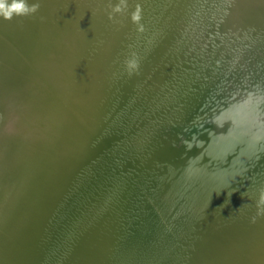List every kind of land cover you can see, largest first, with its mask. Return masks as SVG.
Wrapping results in <instances>:
<instances>
[{"label": "water", "instance_id": "1", "mask_svg": "<svg viewBox=\"0 0 264 264\" xmlns=\"http://www.w3.org/2000/svg\"><path fill=\"white\" fill-rule=\"evenodd\" d=\"M37 1L44 3L42 11L44 17L39 23L47 31L45 38L62 40L60 44H56V47L67 48L68 51L65 52H69L68 55L72 54L71 59L75 56L78 59L70 62L68 68L60 66L63 68L61 70H64L62 72L65 77L62 79L63 83L58 86L63 92L57 89L55 92L65 101L64 109L68 110L65 114H60L58 121L49 119L48 114L45 118L42 109L36 107V111H33V107L37 104H34L35 100L32 98L37 99L41 96L36 93L35 87L36 92H32L24 77H16L15 82L12 83V92L6 94L1 90L6 88L7 82L0 76V153L3 147L9 146L8 152L11 154L4 160L0 159V184L5 182L11 185L15 198L11 192L9 202L16 200L12 208H5L6 212L2 216L0 264H15L16 260L19 261L21 252L8 250L7 239L12 235L10 231L12 228L15 227V231L22 230L20 223L15 220L18 208L16 210L13 207L18 201L25 200L28 193L26 181L32 183L33 180L29 177L33 171L38 170L37 165H42L44 153L40 155L39 152L47 150L46 144L50 137L52 148L56 146L54 142H57L59 136L66 139V129L72 133V137L78 136L82 131V134H87L83 128L77 131L71 124L75 118L74 114L85 120L82 113L87 112L74 99L77 95L98 111L94 115L97 123L92 124L97 130L92 129L93 126L87 123L91 136L90 143L86 146L90 155L86 164L90 162L91 165L70 164L64 174L66 176L63 183L66 179V185L63 189L70 191L77 186L78 180L85 177L87 179L85 182L90 184L91 188L86 192L90 194L81 204L87 208V211L84 217L77 216L72 222L69 221V224L60 222V225H54V229L50 231L51 241L43 230L45 243L38 244L42 247L37 251L39 259L22 264H264V204L260 203L261 193L264 192V161L256 165L257 160L260 159L259 154L257 156L252 154L243 142L242 145H236L234 142L231 145L219 139V142H215L217 149L215 157L205 162L196 158L192 163V166L195 163L190 167V170L194 171L192 183L186 181L176 185L175 179L178 178L180 169H174L177 171L173 177L175 173L164 166L166 164L175 167L180 163L175 156L166 159V152L172 150L173 141L167 142L163 147H157L158 144L153 145L155 144L153 142L157 141L155 136H160L161 129L158 123L150 122L151 117L149 118L145 111L148 105L140 100V97L148 99L153 93L159 82L156 79L158 76L163 77L168 85V80L173 81L175 85L177 84V89H185L188 92L195 90L194 85H187L186 80L196 77V72L193 73L195 65L203 61L202 58L207 60L209 56L200 51L198 42L191 38L184 24L194 28L197 25L208 34L206 41L208 39L209 43L221 45L224 53L231 57V66L239 73L238 80L234 81L237 88L234 97L240 95L238 91L242 99L250 94L256 97L252 101L233 102L234 104L230 106L231 110L237 105L239 107L234 113L231 112L233 115L230 117H224L226 115L224 114L214 118L211 125L213 132L208 134L206 139H210L211 135H220L224 131L240 126L251 127L252 130L258 127L260 133H251V129L248 128V135L252 141L258 135L264 139L262 128L264 125V34L262 33L264 13L258 7L261 1L203 0L202 8L200 9L196 4L192 12V5L188 0L190 11L189 16H186L189 19L187 21L185 18L177 21L179 18L176 17V8L164 9L153 15L154 12L151 13V9L145 10L144 6L142 8L144 20L141 16L140 21L144 30L139 31V26L135 23L128 34H123L125 28H129L132 24L128 1L125 10L114 13L113 19H109V14L120 0H36L35 3ZM183 2L180 5H183ZM137 6L138 4L132 3L131 7ZM182 8L185 9V6H181ZM45 13L48 14L46 19ZM156 18L160 23L147 30L146 28L150 27L147 25L148 22ZM8 21L20 31L28 33L30 37L29 18L14 15ZM158 25L160 28L157 30L158 35L155 36L154 32ZM0 34V42L4 46L8 45L2 37L9 40L11 50H13L12 45L17 48L16 44L11 43L15 41L6 30L0 28ZM130 34L133 38L128 37ZM69 35H74L80 46L63 45L67 43L66 37ZM173 35L182 37L178 40V44L186 41L191 42L192 45L184 55L176 54L182 55V59L177 61L179 64L174 61L170 63L171 55H175V51L169 48L174 39ZM147 40L150 41L149 50L155 54L153 62L157 66L161 60L164 66L161 74H154L155 71L152 74L146 73L148 76L142 74L144 82L151 78L148 91L143 89L141 79H137L140 75L137 69L130 72L129 69L124 68L127 60L131 57L137 59V56L146 51L147 45L143 41ZM32 45L35 46L33 42ZM81 50L87 55L82 66L79 67V55L83 52ZM28 53L32 51L28 50ZM145 60L149 65L146 57ZM1 63L2 59L0 68H2ZM5 64L10 63L5 62ZM33 66L36 68L35 65ZM45 66V71L49 72ZM180 66H182L181 75L178 74ZM258 66L260 69H257ZM14 69L19 68L14 65ZM42 75L44 76L43 73ZM53 75L51 74L52 77ZM77 78L80 79L79 82H75ZM24 90L28 94L27 100L22 96ZM71 92H75L74 98L69 97ZM183 92L184 90L178 93L181 95ZM156 94L159 101L161 98L167 102L172 99L174 93L170 91L161 93L163 97L157 92ZM121 95L124 98L122 106L119 104ZM187 103L191 105L190 102ZM43 107L47 106L43 103ZM184 107L183 112L187 111V108L188 111L193 108L187 105ZM70 109L74 114H71ZM109 109L112 111L114 109L112 114L103 117L102 112L106 110L109 112ZM237 111H243V117L246 119L238 117L235 114ZM60 123L65 124L64 127ZM113 123L117 126L116 129L112 127ZM51 126L55 129L52 130ZM108 126H111L110 131L107 135L103 134V137L101 130ZM105 136L106 140H104ZM78 138L75 141H78ZM69 139L71 138H68V141ZM72 141L71 139V143ZM259 143L264 146V140ZM150 145L152 146L149 148ZM66 152L67 150L65 154ZM235 153L240 156L237 163H235ZM262 153L264 155V152ZM100 156L106 157V160L102 161L103 157ZM117 156L122 157L119 163L116 162L119 160ZM246 158H249L248 162ZM253 159L252 166L258 167V173L249 179L251 176L249 163ZM130 160L133 161L132 166L121 172L120 169L127 166V161ZM66 163L69 164L67 159ZM206 167L215 172L210 176L213 178L203 177ZM148 184L154 185L155 191L149 190ZM159 194L168 204L178 202L174 204L177 209L172 207L168 215L170 217L167 216L170 220L185 219V225H179L181 249L179 252H172L167 246L160 250L161 246L150 244L145 251L139 246L135 251L133 241L128 240L129 235L157 232L166 227V225L164 227L158 225L148 211L152 206L155 207L154 196L159 198ZM71 212V209L68 210V214ZM140 221L146 226L139 225ZM185 255H188L189 259Z\"/></svg>", "mask_w": 264, "mask_h": 264}, {"label": "bare ground", "instance_id": "2", "mask_svg": "<svg viewBox=\"0 0 264 264\" xmlns=\"http://www.w3.org/2000/svg\"><path fill=\"white\" fill-rule=\"evenodd\" d=\"M35 1L36 0H27L29 4H33L35 3ZM127 1L130 3L128 5V10H130L131 16L132 13L137 8V7H131L132 3H134V5L138 4V6L140 7L141 16H143L144 9L142 8L144 6H145V10L151 9V13L154 12L152 13L153 15L155 13H159L164 9L172 10L176 8V17L179 18L177 19V21L183 20L184 18L187 21L189 20L186 16H189L190 2L192 5L191 10L192 12H194L196 4L199 6L200 9L202 8L203 0H190V2L188 0H127ZM182 1H184L183 5H180ZM260 1L261 3L258 4V7L264 13V0H260ZM37 3H39L40 7L35 14L22 16L23 18L30 19L31 25L28 29L30 33V37L28 33L20 31L17 28V26L11 24L7 19H4L2 16H0V28L2 30H6L11 35L13 41H15L11 43L16 44L17 46V48H15L12 45L13 50H11L10 49L11 44L9 40L2 38V40L7 43L8 45L7 47L0 42V51H2L0 53V57L2 59V63H1L2 68H0V76L2 80L7 82L5 86L6 88H3L1 91L2 93L9 94L10 92H12V88H11L13 85L12 83L15 82L16 77H21V78L24 77L27 80V83L30 85L29 87H31V89L33 90L32 92H34L36 89L37 92L36 91L35 92L40 94L41 96V97H37V99L32 98L33 100H35L34 104L35 103L37 104L36 106L33 107L34 108L33 111H36V107H37L38 109H42L45 118H47V114H48L49 119L53 118L54 120L58 121L60 114H65L68 109H64V106L66 104L65 101H63L62 97L59 95V93H58L59 97H55L50 92L41 91L39 89L43 86L44 83L41 79H39V75L42 74V71L40 73H37L39 70H37V68L33 66L35 65L37 67L40 64L39 60L41 58L36 55L37 48H41L44 50V54L50 60L49 61L50 63L62 61L63 62L62 67L68 68L70 66L69 63L72 62L73 60H77L78 58L77 56H75L74 58L72 57L71 59L70 56H72V54L68 55L69 52L68 53L65 52V50L68 51V49L65 47L61 49L63 53H60V51L57 50L56 44H60L61 43L60 41L62 40H59L58 38H55L54 40L45 38V33H44L45 28H43L42 24L39 23L40 19L44 17L43 16L44 14L42 15L44 3L43 1H39V2L37 1ZM150 6H152L153 8H151ZM181 6H185V9L182 8L183 9L182 10ZM47 15L48 14L45 15V19ZM142 18L144 20V16ZM157 18L155 20L152 19V21L148 22L147 25H149L150 27L146 28L147 30L150 29L152 26L160 23V21H158ZM177 21L175 22L177 23ZM133 24L135 23L132 21V24H130L129 28H125L126 31L124 32L122 31L123 34L130 33ZM159 28H160L159 25L158 27L156 26L154 32L155 36L158 35L157 30ZM184 28H186V30L190 33L191 38L195 39L198 42L197 45H199L200 51H202L203 53L209 56L207 57L208 58L207 60L205 58H202L203 61L195 65L194 67L195 70H193L194 71L193 73L196 72V77L186 80L187 85L189 86L194 85L193 87L195 88V90H193V92H188L185 89H179V88L177 89L176 87L177 84L175 85L173 81L168 80L167 82L169 83L168 85L166 84L165 80L162 79L163 77L158 76L157 78L154 77L158 79L159 81L158 85L154 88L153 93L149 95L148 99L147 98L143 99L142 97H140V100L144 101L146 105H148V109L145 108V111L147 113V116H149V118L151 117L150 122L158 123L161 129L159 133L160 136H155L157 141L153 142L155 143L153 145L158 144L156 145L157 147H163L167 145V142L173 141V146L171 148L172 150H170V152L167 151L166 156L169 157L175 156L176 158H178V161L180 163L175 167L172 166L169 167L166 164H164V166L167 167L168 170H171L173 173H175L173 177L176 175V171H177L174 169L175 168L180 169L178 178L175 179L176 185L181 183H186V181L192 183V176L194 172L193 170H190L192 163L195 161L196 158H199V161L205 162V161H210L212 157H215L217 151L215 147V142H217L219 139H222L224 142H228L231 145L233 144V142L236 145H242L244 143L246 148L250 150L252 154L254 153L255 156L259 154L260 159L257 160L256 162L258 163V165H260V163L264 161V156L262 155V151H261V149L264 148V146H261L259 143V141L264 139H262V137L258 135L256 139L252 141L250 139V135H248L249 132L247 131V129L249 128L251 129V133H255V132L260 133L258 127H256L255 130L254 128L252 130L251 127L247 128L240 126L242 127V129L236 127L235 129L224 131V133H220V135H216V134L211 135L210 139H206L208 138V134H212L213 132L211 125L213 123L214 118L216 117L218 118L220 115H224V114H226L224 115V117H230V115H233L237 107H239V105H237L231 110L232 107L230 106H232L235 102L252 101L256 99V97L253 96V94H250L245 99H242L241 93H239L240 91H238V94L240 95L234 97V92L237 90L234 81H236V79L238 80L239 73L236 70H234L233 67L231 66L232 64L230 61L231 57L228 54L224 53L221 45L209 43L208 39L206 41L208 34L203 29L199 28L197 25L194 28L192 26H187L186 24H184ZM262 33L264 34V31H262ZM173 36L174 39H172V43L171 46H169V48L170 50L175 51L174 53L175 55H171L170 63L174 61L176 64H179V62L177 61H180V59H182V55L177 56L176 54L184 55V52L187 53V51L190 50L192 45L191 42H186V41H183V43L178 44V40L182 37L177 35H173ZM128 37L133 38V35L130 34ZM66 40L67 43L63 45L68 44L76 47L80 46V42L77 41L78 39L75 38L74 35L67 36ZM32 42L35 44V46L32 45ZM143 42L147 45V49L141 55L137 56L136 60H138L139 62V68L137 70H138V74H140L137 76V79L138 80L141 79L143 89L148 91L150 88L151 78H148L147 81L144 82L142 78V74H146V73L152 74L154 71H155L154 74H158V73L161 74L164 71V66L161 63V60H159V63L156 66V64L153 62L155 58V54L151 53L152 51L149 50L150 41L147 40L146 42L145 41ZM43 43L45 44L44 46ZM151 44H156V43H151ZM71 46L69 47V49H71ZM28 50L32 51V53H28ZM81 51L83 52H81V55L79 56L78 63H80V65L82 66L83 61L86 58L85 55H87V53L84 50ZM51 53L53 55H49ZM34 57L36 58V60H34ZM145 57L148 60L149 65L146 62ZM131 59L133 58L131 57ZM5 62H9L10 64H5ZM14 65L19 69L18 70L14 69ZM124 68L128 69L126 65L124 66ZM257 69H260V67L258 66ZM179 70L180 72L178 74L181 75L182 66L179 67ZM80 73L81 71L79 70V76ZM30 74H32L33 77ZM58 76L65 77L61 73H59ZM146 76L148 75L146 74ZM79 81H80L79 78L75 80V82H79ZM61 83H63V81ZM191 88L192 87H190V89ZM183 90H184L183 94L179 95L178 92H181ZM59 91L63 92L61 87L59 88ZM168 91H170V93H174L173 96L171 97L172 99H170V101L165 102V100H162L160 98L159 101L158 98L156 97L157 96L156 92L160 97H163L161 96V93H166ZM27 95L28 94L26 90H24V94L22 95L24 100H27ZM74 96H75V92H71L69 94V97L74 98ZM74 99H76V102L79 104V106L83 107L87 112L82 113L85 119L83 120L80 117L76 116L74 114V111L70 109L71 114H74L73 116H75L71 124H73L76 127L77 131L78 130L81 131V129L83 128V130L87 132V134H82L83 133L82 131L80 132V134H78V136L81 135L79 138L77 135L72 137V133L68 129H66L65 131L66 139H62L61 136H59L57 142H54L56 146H53L52 148V145H50L51 143V137H50V139H48L46 144V146L48 145L46 147L47 150H45V152H43L44 150L39 152L40 155L44 153L43 154L44 157H42L43 158L42 165L40 166L37 165V168L40 171L38 173H36L38 170L36 172L33 171V174L29 177L31 180H33V182L28 183L29 181H26V184L28 185L27 187L28 193L25 197V200H21L20 202L17 200L18 202L15 204L16 206L13 207L16 210L18 208V211L16 212L17 218H15V220H17V222L20 223V226L22 228L21 231H15L14 230L15 227L12 228V230H10L12 235H9V238L7 239L8 250L15 251V253L21 252L19 261L16 260L15 264H22V262H29V260L33 261L39 259V255L37 251H40L42 247L38 244L44 245L45 243V236L44 235L42 236L43 230L45 231V235H47L48 239L51 241L52 238L50 236L51 234L50 231L54 229L53 227L54 225L55 226L60 225V222H62L63 224L64 223L69 224V221L72 222V220H74L77 216L78 218L79 216L84 217V214L87 211V208L83 207L84 205L81 204L87 198V195L90 194V193L86 194V192H89V189L91 188L90 184L85 182L87 179L84 177L82 180L81 179L78 180L77 186L73 187V189H71L70 191H65V189H63L66 185V179L64 183L63 180L66 176L64 175L65 172L67 171L66 169L70 167V164L77 163L78 166H81L83 164H86L87 158L90 157L88 153L89 149L88 147H86L90 143L89 137L91 136L87 123L92 125L93 122L94 123L96 122L94 115L98 111H95V109H93L91 105L83 101L81 96L77 95ZM119 100H120L119 104L122 106L124 100L122 95H121V99L119 97ZM41 102L42 104L44 103L47 107L42 108ZM187 102H190L191 105H189V103ZM185 105L193 108L190 109V111H188L187 108L186 109L187 111L183 112L182 110ZM113 111L112 109H109V112L106 110L105 112H102V115L103 117L106 116V114L110 115L112 114ZM187 112L188 114H186ZM237 112L235 114L238 117H240L243 120L246 119L245 117H243V111L240 112L237 111ZM192 113L195 115V117H193ZM259 117H261V114L259 115ZM193 119H194V124L191 127H188L187 130L184 129L183 126L180 124L183 122L186 124H190L193 122ZM227 119L228 118H226V120ZM64 125L65 124H62V127H64ZM111 125L114 129L117 128L115 123ZM168 125H172L174 129L169 131L170 127H168ZM92 126H93L92 129L97 130L95 125ZM175 127L177 129V132H175L176 131ZM110 128L111 126L105 127L103 130H101V134L107 135V132L110 131ZM180 128H182L183 130H181ZM262 128L264 129V125ZM51 129L53 130L55 128L51 126ZM183 136H185L183 138V141L179 143L178 140ZM68 138H71L73 140L72 143H71V139H69L68 141ZM77 138L78 141H75ZM27 140L30 141V139ZM104 140H106V136ZM151 146L152 145H150L149 148ZM156 146L155 148H157ZM8 147H3V150L0 153V159L4 160L6 156L11 155L8 152ZM66 150L67 152L65 154ZM104 155L106 156L107 154ZM117 155L119 154L117 153ZM235 155H236L235 163H237L238 160L240 159V156L237 155L236 153ZM64 157L68 160L69 164L66 163V159H64ZM100 157H103L102 161L106 160V157L104 156H100ZM118 157L119 156H117V159ZM254 159L249 163L250 166L249 175H251L249 179H252L258 173L257 172L258 167L252 166L254 165L253 162ZM152 160L157 161L154 159ZM248 160L249 158H246L247 162ZM92 161L93 160H91V162ZM119 161H122L121 156L119 157V160H117L116 162L119 163ZM116 162L114 163L116 164ZM132 163L133 161L131 160L127 161V166H123L124 168H121L120 171L121 172H123L124 170L126 171L128 166L129 167L132 166ZM86 165H91V164L90 162H88ZM194 165L195 163L193 164V166ZM206 166H208V164H206ZM159 169H161V167H159ZM168 170L165 169V171ZM213 174H215V172L209 169L208 167L205 170L203 177L213 178L210 177ZM3 176L6 177V175ZM147 188L149 190L152 189L153 191H155L154 185L148 184ZM174 190L175 189L173 188L172 191ZM11 192H12L11 185H7L5 182L3 184H0V224L2 221V216L6 212L5 208L8 209L12 208V206L16 202V200L9 202L10 201L9 199H11L9 197ZM13 192L12 194L13 197L15 198V194ZM148 194L150 193L148 192ZM139 195L142 198L144 197L141 194ZM180 196L182 197V194H180ZM154 197L155 199L153 201V204L156 205L158 209L152 206L151 209L149 208L148 210L149 214L151 215V217L155 218L158 225L161 224L163 227L164 225H166V227H164L165 229L164 230L159 229L158 231H160V233L157 231V232L144 233V234L140 233L138 235L131 234L128 236V240L133 241V244L135 245L134 248H136L134 249L135 251L138 249L137 248L138 246L139 248H141L142 251H145L146 249L149 248L150 244H157L161 246L159 248L160 250L163 249L165 246H167L170 249V251L179 252V250L181 249V242H180L181 235L179 232V225H183V224L185 225V219L179 218L174 221L168 218L170 217L168 215L169 212H171L172 207L175 210L177 209V207L174 206V204H178V202H173V203L171 202V204L169 203L170 204L169 205L168 203L165 202V199L162 198L161 194H159V198L157 196ZM146 199L148 198L146 197ZM70 209L72 212L71 214H68V210ZM95 212L99 213L98 211ZM154 213H157V215H155ZM139 225L143 227L146 226V224L142 221L139 222ZM38 228L42 230L39 231ZM71 233L72 231L68 234V236ZM52 242L54 243V241ZM185 256L187 257V259H189L188 255Z\"/></svg>", "mask_w": 264, "mask_h": 264}, {"label": "clouds", "instance_id": "3", "mask_svg": "<svg viewBox=\"0 0 264 264\" xmlns=\"http://www.w3.org/2000/svg\"><path fill=\"white\" fill-rule=\"evenodd\" d=\"M39 7V3L29 4L27 0H11V3H8V0H0V16L4 19L11 20L14 15H33L39 10ZM126 7L127 0H120V2L113 7L112 13L109 14V19H113L114 13L123 12ZM131 19L134 23L138 24L139 31L144 30L143 25L140 23L141 10L139 6H137L136 10L132 13ZM126 66L131 72L132 70L139 68V62L136 59H129L126 61ZM260 203L264 204V192L261 193ZM253 220H255V218H253Z\"/></svg>", "mask_w": 264, "mask_h": 264}, {"label": "rangeland", "instance_id": "4", "mask_svg": "<svg viewBox=\"0 0 264 264\" xmlns=\"http://www.w3.org/2000/svg\"><path fill=\"white\" fill-rule=\"evenodd\" d=\"M45 32V35L47 34V31L44 30ZM3 38V37H2ZM55 39V38H54ZM74 39V38H73ZM72 39V40H73ZM63 48H57V50L60 51V53H63L62 50ZM36 55L39 56L41 59L39 60L40 61V64L38 65L37 70H39L37 73H40L42 71V73L44 74V76L42 75H39V79H41L43 81V86L41 88H39L41 91H48L50 92L51 94H53L55 97H59L58 93L55 92V89H57L59 91V88L60 86H58L63 80V77L61 76H58L59 73H62V70H61V67L60 66H63V62L62 61H59V62H54V63H50L49 59L45 56L44 54V50L41 49V48H37V52H36ZM80 56V55H79ZM34 60H36V58L34 57ZM44 65L46 69L49 70V72H46L45 69H44ZM79 67L81 66L80 63H78ZM58 72V73H57ZM50 73V74H49ZM51 74L53 75V77L51 76ZM193 117H195V115L192 113ZM184 129H188V127H191L193 124H194V119H193V122L190 123V124H186V123H180ZM169 128V131L170 130H173L174 127L172 125H168ZM237 128H241L242 127H237ZM181 130H183L182 128H180ZM177 130V129H176ZM107 131V130H106ZM177 132V131H175ZM205 132V131H204ZM186 133V132H185ZM205 134V133H204ZM185 136L181 137L178 142L181 143L183 141V138ZM262 152H264V148L261 149ZM263 155V153H262ZM264 156V155H263ZM166 159H170L169 156H166ZM157 161H159L157 159ZM256 165L258 166V163H256ZM182 178V177H181ZM156 203V202H155ZM155 208H157V206L155 205ZM158 209V208H157Z\"/></svg>", "mask_w": 264, "mask_h": 264}]
</instances>
